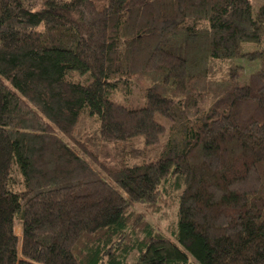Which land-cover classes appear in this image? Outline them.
<instances>
[{
	"label": "trees",
	"instance_id": "obj_1",
	"mask_svg": "<svg viewBox=\"0 0 264 264\" xmlns=\"http://www.w3.org/2000/svg\"><path fill=\"white\" fill-rule=\"evenodd\" d=\"M189 258L264 264V3L0 0V264Z\"/></svg>",
	"mask_w": 264,
	"mask_h": 264
},
{
	"label": "rangeland",
	"instance_id": "obj_2",
	"mask_svg": "<svg viewBox=\"0 0 264 264\" xmlns=\"http://www.w3.org/2000/svg\"><path fill=\"white\" fill-rule=\"evenodd\" d=\"M249 2H250V5L252 7L253 12H256V10L264 3V0H249ZM236 62L241 64L244 67L243 72H242V77L238 81V83L240 85H244L247 82L248 76L251 74V72L259 69V63L254 62V63L248 64V63L241 61V60H238ZM80 80H85V78H81ZM142 80H143L142 78H139V79L134 78L133 79V85L132 86H129V85L126 86V88H125L126 90L123 89V91H124L123 94L122 93H116V94L114 93V95L112 94V96L110 98L114 99V100L121 101L123 104H126V105L131 106V107L142 105V103H143L142 97H143V92L145 90L144 88L146 85V83L143 82L144 80L143 81ZM88 123H89V127L91 128L90 132L93 131V129L97 127V125L93 119H90L88 121ZM164 124L167 126L168 123L165 122ZM86 130H87V128H86ZM87 132H88V130H87ZM133 144H135L136 146H140L138 139L134 140ZM156 149H152L150 151H154ZM174 211L175 210H172L170 212L172 216H174ZM150 222L153 225L157 224L155 217L150 218ZM164 222H165V220L160 225L162 230H164V227L166 226V224ZM16 230H17V234H20V230L18 228ZM188 264H194L191 258H189Z\"/></svg>",
	"mask_w": 264,
	"mask_h": 264
}]
</instances>
